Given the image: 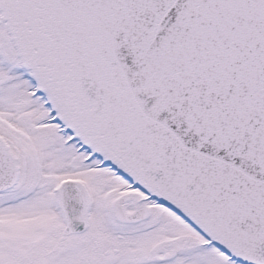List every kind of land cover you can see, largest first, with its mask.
<instances>
[{
	"label": "snow or ice",
	"instance_id": "6c2138e0",
	"mask_svg": "<svg viewBox=\"0 0 264 264\" xmlns=\"http://www.w3.org/2000/svg\"><path fill=\"white\" fill-rule=\"evenodd\" d=\"M0 264H264V0H0Z\"/></svg>",
	"mask_w": 264,
	"mask_h": 264
}]
</instances>
